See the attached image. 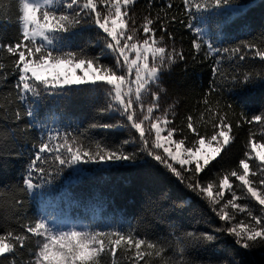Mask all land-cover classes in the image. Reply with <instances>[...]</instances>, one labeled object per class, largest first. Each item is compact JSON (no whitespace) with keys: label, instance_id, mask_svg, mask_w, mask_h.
<instances>
[{"label":"snow or ice","instance_id":"snow-or-ice-1","mask_svg":"<svg viewBox=\"0 0 264 264\" xmlns=\"http://www.w3.org/2000/svg\"><path fill=\"white\" fill-rule=\"evenodd\" d=\"M18 5V34L13 42H0V78L15 77L10 90L0 91V120L6 127L0 138L18 142L27 141L33 130L39 134L20 186L0 191V198L7 195L13 201L12 214L19 223L18 230L0 232V264H243L235 255L218 260L190 256L192 250L218 246L220 234L241 250L264 248V109L249 115L228 98L257 81L264 83V40L221 47L207 39L208 26L219 32L242 19L247 5L241 0H181L179 22L195 33L190 58L212 61L213 78L179 122L178 101L162 105V94H167L163 74L189 59L170 31L177 22L170 11L176 7L172 0L159 7L148 0L139 24L138 0H18ZM198 18L206 26H196ZM93 29L94 37L76 42ZM226 58H258L262 70L237 65L225 73ZM79 98L94 105L83 130L55 114L49 117L57 121L55 126L40 118L43 104ZM24 118L28 123L21 126ZM244 126L248 137L242 158L213 173L209 166L227 155ZM122 130L128 133L123 139L96 135ZM13 155L21 154L0 149V156ZM153 162L220 223L208 231L172 226L169 238L150 239L123 221L107 228L62 226L49 214L32 219L17 215L25 197L39 195L52 203L51 190L58 181L63 182L61 199L70 200L69 185Z\"/></svg>","mask_w":264,"mask_h":264},{"label":"trees","instance_id":"trees-1","mask_svg":"<svg viewBox=\"0 0 264 264\" xmlns=\"http://www.w3.org/2000/svg\"><path fill=\"white\" fill-rule=\"evenodd\" d=\"M166 2L167 0H155V7ZM241 2L248 7L246 15L242 19L225 25L219 32L214 26H208L207 39L210 42L221 47H232L241 41H254L259 44L264 40V0H241ZM147 3L148 0H138L136 6L138 24L141 22L142 15L145 14ZM172 3L176 7L170 11L177 14V22L170 25V31L175 36L177 49L182 48L189 59L174 65L170 71L163 74V87L167 89V94H162V105L167 107L173 101H178L176 119L179 122L192 111L197 99L208 89L213 77L212 61L200 63L199 60L193 61L190 58L191 43L195 33L179 22L182 18L179 16V12L182 11L181 0H172ZM18 15V0H0V42L14 41L18 34ZM208 15H215V13ZM183 18L186 19V17ZM194 24L206 26L199 18L194 21ZM94 35L95 29L85 31L75 39L77 43H84ZM3 62L9 63L8 58L4 57ZM237 65L243 70H262L258 58L245 61H233L226 58L222 62V71L229 73ZM14 80V76H9L7 81L0 78V91L10 90ZM228 98L234 105L242 106L249 115H252L264 109V83L257 81L255 85L240 90ZM3 99L4 97L0 96V100ZM93 107L94 105L87 99L79 98L60 105L45 103L39 111L40 118L45 119L50 126H55L57 123L49 118L55 114L59 121L73 123L83 130L92 118ZM104 119L110 121L114 117L106 116ZM27 123V118L19 122L21 126ZM0 131H6L3 120H0ZM38 134V130H33L28 134L27 141L18 142L11 136L0 138V149L4 152L21 154L0 156V191L5 190V186L7 188L20 186L29 154L34 151L31 144ZM96 135L109 136L114 140L123 139L128 133L122 130L117 133H96ZM257 135L259 136V132ZM247 137L248 127L244 126L237 131L236 140L230 145L227 155H222L218 161L209 166L213 169V173L234 167L238 163L243 156ZM62 186V181H58L53 186L52 203L48 202V197L41 200L39 195L35 198L25 197L24 205L17 215L32 219L41 214H49L56 218L58 223L63 220L67 223L69 218L75 221L84 219L90 226L105 228L116 226L117 221H123L126 222L125 226L134 225L137 234L150 239L169 238L172 226H176L180 231L191 229L208 231L212 226L220 223L201 200L155 162L146 166L118 168L105 173L102 177L86 179L80 185H69L67 192L70 194V200L61 199ZM12 203L13 201L7 195L0 198V232L10 228L19 229V223L12 214ZM178 204L181 206H177ZM220 235L218 246H214L212 250H192L190 256L194 259L218 260L235 255L242 260L243 264H264V248L241 250L231 242V238ZM23 259L26 260L27 256Z\"/></svg>","mask_w":264,"mask_h":264}]
</instances>
